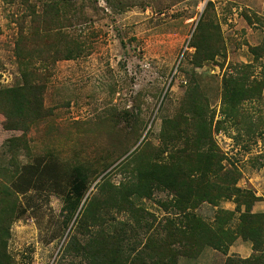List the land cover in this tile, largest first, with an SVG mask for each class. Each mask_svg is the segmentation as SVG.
Segmentation results:
<instances>
[{"label": "rangeland", "instance_id": "obj_1", "mask_svg": "<svg viewBox=\"0 0 264 264\" xmlns=\"http://www.w3.org/2000/svg\"><path fill=\"white\" fill-rule=\"evenodd\" d=\"M24 1L0 0V88L21 83V53L45 86L44 117L23 132L9 128L7 115L0 113V191L11 163L47 154L64 165L85 163L96 171L114 161L93 186L107 172L117 184L126 173L115 171L118 163L140 143L158 146L163 121L180 112L186 90L196 85L214 115L212 137L224 165L239 175L237 186L256 197L252 211L264 216V88L258 99L242 102L235 119L220 114L223 77L264 81V0H67L50 30L83 46L84 54L73 59L43 52L39 45L52 37L30 36L36 23L29 7L40 13L47 0ZM201 20L212 25L214 57L198 67L190 43ZM20 136L19 149L7 146ZM170 199L155 192L135 202L160 220L165 211L158 201ZM18 201L25 214L12 224L8 242L17 264H89L81 256L72 258L70 239L78 229L76 222L65 225L59 195L33 190L18 195ZM218 208L232 211L235 204L204 203L193 214L211 222ZM236 242L233 254L244 258L250 244ZM224 258L205 248L197 258H179L177 264H223Z\"/></svg>", "mask_w": 264, "mask_h": 264}, {"label": "trees", "instance_id": "obj_2", "mask_svg": "<svg viewBox=\"0 0 264 264\" xmlns=\"http://www.w3.org/2000/svg\"><path fill=\"white\" fill-rule=\"evenodd\" d=\"M65 1L47 0L40 13L29 7L31 23H36L30 36L35 40L51 36L39 46L57 59L84 54L81 44L70 42L60 30H50L61 13L60 3ZM211 27L210 22L201 20L194 31L190 46L195 49V66L214 57ZM20 44L18 38V48ZM18 60L21 83L0 88V113L7 115L9 128L26 132L44 117L45 86L37 81L34 71H29L30 59L18 53ZM263 88V80L223 77L220 114L224 119H235L242 102L258 99ZM186 93L180 112L163 121L160 144L140 143L118 163L115 171L126 173L117 184L107 178V172L93 186L114 161L97 171L85 163L64 165L53 154L11 163L0 191V264H17L8 251L11 226L25 214L18 195L33 190L59 195L67 212L65 225L76 222L79 236L73 234L70 239L75 246L73 259L81 256L89 264H177L179 258L195 259L210 248L225 256L223 264H264V216L252 211L256 197L237 186L239 175L224 165L225 156L212 137L214 115L206 98L196 85ZM218 124L214 125L217 130ZM22 141L23 136L11 138L7 146L19 149ZM91 188L95 189L93 194ZM155 192L171 195L169 201H158L165 211L160 220L135 202L151 199ZM222 201H232L234 210L216 209L211 222L193 214L201 204L218 206ZM236 240L250 244L248 257L228 254Z\"/></svg>", "mask_w": 264, "mask_h": 264}, {"label": "crops", "instance_id": "obj_3", "mask_svg": "<svg viewBox=\"0 0 264 264\" xmlns=\"http://www.w3.org/2000/svg\"><path fill=\"white\" fill-rule=\"evenodd\" d=\"M236 243H237V242H236ZM232 247H234V246H232ZM232 247H230V249H229V251H228V254H233V253H236V254H237V250L232 249ZM250 252H251V250H249V253H248V254L244 255V256H245L244 258L248 257V256L250 255ZM238 255H239V254H238ZM240 256H241V254H240Z\"/></svg>", "mask_w": 264, "mask_h": 264}]
</instances>
